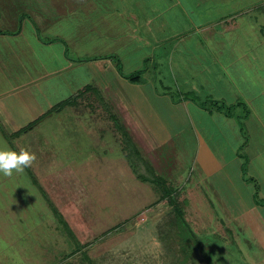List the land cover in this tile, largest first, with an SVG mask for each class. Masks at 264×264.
Returning <instances> with one entry per match:
<instances>
[{"label": "rangeland", "instance_id": "374dc122", "mask_svg": "<svg viewBox=\"0 0 264 264\" xmlns=\"http://www.w3.org/2000/svg\"><path fill=\"white\" fill-rule=\"evenodd\" d=\"M100 1L55 0L63 12L69 3L71 7L55 21L51 33L66 41L63 44L68 45L66 51L71 58H77L74 61L79 60L77 55L85 49L89 55L104 51L112 56L116 69L126 73L150 65L157 72V88L167 89L179 102L185 101L182 98L186 95L190 101L208 106L212 98L228 105L237 103L235 97L244 101L246 108L232 107L233 117L227 118L217 111L214 115L240 152L242 162L246 158L248 181L241 180L252 193L258 192L262 203L259 209L264 215V8H258L260 2L248 6V13L236 19L241 30L224 36L229 43L226 68L209 57L210 45L216 43L214 36L204 43L197 42L194 54L186 62L183 59L181 69L175 56L172 58L173 42L159 44L174 37L168 34L174 28L171 27L174 19L169 16L164 0H118L120 34L122 37L129 34L132 39L125 37L124 43L115 35L117 42L107 40L102 44L97 38L98 44H94L79 34L75 21L80 20L77 17L80 14L85 13L87 19L90 14L95 15ZM132 22L139 39L128 32V23ZM183 24L178 20L179 28ZM118 43L120 50L116 49ZM141 51L144 56H136ZM194 56L204 60L202 68H207L200 72L190 67L196 61ZM208 68L217 80L223 77L234 95H225L218 82L212 83ZM91 95L77 98L65 106L66 110L50 108L26 131L19 134V130L9 131L16 133L12 139L0 135V149L11 146L18 152L35 151L40 162H32L28 167H33L36 174H45L41 178L44 183L35 179V184L26 169L8 176L0 172V264H207L204 259L207 252L214 264H264V245L257 230L227 211L237 208L239 212L244 205L220 170L213 177L204 172L196 159L198 146L192 140L191 130L183 132L180 146L179 138L148 145L142 139L144 132L134 128L137 124L134 116L132 119L127 116L134 128L132 133L145 146L142 154L152 160L157 173L170 187L180 190L176 201L184 208V217L201 241L204 254L186 239L188 229L183 228L184 224L177 229L173 207L159 201V189L132 173L130 163L123 159L122 134L117 133L115 140L119 144H116L112 136L102 138L95 133L101 119L113 121L110 114H86L90 109L106 113L108 107ZM103 140L112 148L108 154L99 148ZM56 211L63 215L72 233Z\"/></svg>", "mask_w": 264, "mask_h": 264}, {"label": "crops", "instance_id": "0c3cea01", "mask_svg": "<svg viewBox=\"0 0 264 264\" xmlns=\"http://www.w3.org/2000/svg\"><path fill=\"white\" fill-rule=\"evenodd\" d=\"M163 2L166 3L167 12H170L169 16L174 19L171 25L174 28L168 32L174 37L159 44L164 46L167 42H173L172 58L174 59L175 56L176 64L181 69L183 59L186 62L188 56L194 54L196 43H204V40L207 41L214 36L216 43L211 44L210 48L208 46L209 50L212 49L209 57L218 60L226 68L225 61L228 60L225 58V53L229 50L226 48L229 43L224 36L228 37L231 31L241 30L239 20L236 19H241L248 13V6L260 2L258 8H264V0H164ZM70 7L69 3L65 11L68 12ZM111 10L112 13H109L108 11ZM95 11V15L90 14L91 18L84 17V13L77 16L80 20L75 21L76 27L80 29L79 34L87 36V42L98 44L97 38L102 44L107 40L117 42L119 39L116 41L115 35L124 42V38L129 37V34L123 37L120 34L121 11L118 0H101L96 5ZM64 12L55 0H0V126L8 133L16 132L38 120L50 108L87 88L83 95L91 93V97L94 95L108 107L106 113L101 109L97 110V113L96 109H90L86 110V114L101 116L110 114V119L113 121L108 123L101 119L100 125L96 126V130L99 131L95 133L102 138L112 136L113 140H107L115 141L116 144H119V140L116 141L115 137L118 136V132L121 134V125L134 145H137L142 152L144 145L132 133L136 127L137 131L144 132L142 139L148 145L149 142L150 145H155L156 142L161 144L179 138L177 143L180 146L183 132L191 130L192 140L197 142L195 145L198 146L196 159L204 167V172L209 177H213V174L220 170L244 205L243 211L242 208L239 212L236 211L237 208L226 210L232 213V217L242 218L255 228L259 241L264 245V215L259 209L260 205L255 202L253 193L241 180L243 179L242 159L235 149V144L233 145L221 130L214 113L211 114L193 101L175 103L168 93H158L157 90L160 89L155 85L158 79L157 72L156 69L152 70L150 65L142 74L131 80L124 75L134 73L136 69L129 73L116 69L112 56L103 53L104 51L89 55L83 49L84 52L77 56L78 59L86 60L74 61L77 58L72 59L66 51L69 48L68 45L65 47L63 44L66 41L54 37L51 33L55 21H59L58 18L61 19ZM71 15L76 16V14ZM104 18L106 20L103 23ZM178 20L184 23L182 28L178 27ZM124 22L127 23L128 20ZM128 26L130 36H137L136 25L132 22L128 23ZM58 43L61 44L60 48ZM122 46L125 45L122 43ZM80 47L78 45V48ZM116 49L120 50L119 43ZM223 49L226 51L223 52ZM144 53L141 51L136 56L142 57ZM194 60L196 61L190 67L200 72L207 68H202L204 60L199 61L195 56ZM154 67L156 68L155 65ZM206 71L212 77V83L218 82L225 95H234L227 83L222 80L223 77L217 80L212 70L208 68ZM160 91L168 92L164 88ZM235 98L239 100L238 97ZM64 108L68 109V107ZM128 115L131 119L134 116L133 120L137 123L134 128L128 120ZM0 135L5 137L1 129ZM121 142L120 146L124 149L122 155L125 157L123 159L130 163L128 151L123 140ZM101 144L99 148L108 154L112 149L111 146L105 144L104 140ZM9 148L13 150L11 146ZM33 154L35 159L32 162L39 163L38 154L35 151ZM148 160L153 166L155 165L151 159ZM72 163L73 160L70 161V164ZM69 167L72 168L71 165ZM154 167L158 170L156 166ZM129 168L134 174L131 163ZM24 169L29 171L34 182L38 179L40 183H44L42 181L44 179H41L45 178L44 173L36 174L33 167ZM13 172L16 174L15 170Z\"/></svg>", "mask_w": 264, "mask_h": 264}, {"label": "trees", "instance_id": "16d2710c", "mask_svg": "<svg viewBox=\"0 0 264 264\" xmlns=\"http://www.w3.org/2000/svg\"><path fill=\"white\" fill-rule=\"evenodd\" d=\"M91 59V58H88ZM80 61L86 60L85 58L83 59H79ZM146 68H142L140 70H137L136 72H134L133 74H129V75H124L126 78L128 79H134L136 77H138V75L142 74L143 71ZM87 88H84L83 90H80L79 93H77L73 98L67 99L63 102H60L59 104H57V108L59 107H65L66 105L72 104L74 103L73 101L76 100L77 98H79L80 96H82L84 94V90L86 91ZM83 91V92H82ZM158 93L163 94V93H168V92H161L160 90H157ZM173 101L175 103L181 101V100H176L174 97ZM183 100H191V98L189 96H185L184 98H182ZM209 102L211 103L210 106L206 105L205 103H197L195 102L197 105H199L200 107L206 109L207 111H209L211 114L214 113L215 111L220 112L225 114L227 117H233L235 116L234 113L232 112V107L235 105V107H243L246 108L247 104L244 101H240L238 100L236 104H226L223 101H220L219 99L216 98H212L209 100ZM241 117H244V115H240ZM241 122V119H239ZM37 120H35L34 122L28 124L27 126L23 127L21 130L18 131L17 134L26 131L27 129H29ZM0 129L3 133L4 136H6L8 139H12L15 134H9L7 131H5V129L0 126ZM120 133L122 134L123 137V142L125 145V148L128 151V159L129 162L131 163V166L134 168V173H136L137 177H139L142 181L147 182V183H151L153 185H155L157 187V189H159V191L161 192L159 201H166L167 203H169L172 207H173V211H174V224L177 226V229H179L181 226L180 224H184L183 228L185 227L186 229H188V232L186 234V239H188V241H191L194 248H196V250H199V252L202 254L205 253V249L201 247V241L198 239V236L196 235L194 230H191V227L189 226V223L187 221V219H185V210L184 208L179 205V203H177L176 199L178 197V188L175 187H170L168 185V183L166 182L165 179H163V177L161 175H159L156 171V169L153 167V165L150 163V161L142 154V151L140 150V148L137 145H134L133 140L129 137L128 133L124 130L123 126H120ZM16 149V148H14ZM239 156H241L240 152H237ZM246 163L247 160L246 158H244V161L242 162L241 165V170H242V177L245 181H248L247 177L245 176V169H246ZM254 196V200L258 205H261V201L259 200V194L258 192H254L253 193ZM56 216H58V218L63 221V223H65V225L67 226V228L69 229V231L71 232L67 222L65 221L63 215L59 212L56 211ZM187 221V222H186ZM188 223V224H187ZM72 233V232H71ZM177 233H180V231H177ZM72 235V234H71ZM190 236V237H189ZM193 238V239H192ZM187 242H185L186 244ZM198 243V245L196 244ZM207 256L205 259V261L207 262V264H214V262L212 261V259H210V255L208 254V252L206 253ZM209 255V256H208Z\"/></svg>", "mask_w": 264, "mask_h": 264}, {"label": "clouds", "instance_id": "9594fccd", "mask_svg": "<svg viewBox=\"0 0 264 264\" xmlns=\"http://www.w3.org/2000/svg\"><path fill=\"white\" fill-rule=\"evenodd\" d=\"M34 159V154L25 149H21L19 152L11 149H0V172L6 176L11 175L13 170L21 172L30 166Z\"/></svg>", "mask_w": 264, "mask_h": 264}]
</instances>
